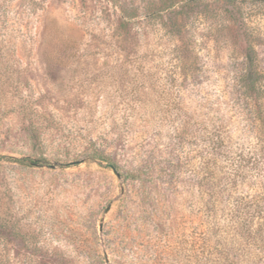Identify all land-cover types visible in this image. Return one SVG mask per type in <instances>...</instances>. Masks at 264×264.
Instances as JSON below:
<instances>
[{
	"label": "rangeland",
	"instance_id": "374dc122",
	"mask_svg": "<svg viewBox=\"0 0 264 264\" xmlns=\"http://www.w3.org/2000/svg\"><path fill=\"white\" fill-rule=\"evenodd\" d=\"M121 1L128 35L108 0H0V264H264L263 127L220 28L241 20L264 72V1L188 19L185 72L143 18L159 0Z\"/></svg>",
	"mask_w": 264,
	"mask_h": 264
},
{
	"label": "trees",
	"instance_id": "16d2710c",
	"mask_svg": "<svg viewBox=\"0 0 264 264\" xmlns=\"http://www.w3.org/2000/svg\"><path fill=\"white\" fill-rule=\"evenodd\" d=\"M118 11V22L116 31L120 35H128L133 28L139 16V8L123 3L121 0H108ZM218 3L225 5H233L240 2H263L264 0H159L156 4L147 2L143 10L144 20L154 21L158 24L164 33L173 40L175 51L178 54V64L184 72L191 70L193 65L188 62L190 57V42L193 35L189 31L188 19L202 18L208 15L212 5H207V2ZM191 11V15L188 11ZM229 13H231L228 10ZM227 12V14H228ZM231 19V18H230ZM222 23L221 30H226L230 26H236L238 36L245 38V47L242 48L243 68L237 76V83L240 88V94L250 102L253 111V119L264 128V72L259 67L258 57L252 43L250 41L249 30L244 26L241 20H233L234 22ZM232 21V19H231ZM260 128L259 132L264 133V129ZM28 139L35 149L40 143V135L37 129L30 126L27 129ZM116 143L119 139H115ZM89 158L102 163L113 166L117 171L119 167L113 161V158L102 150H93L89 154ZM15 162L24 164L28 163L33 166H41L45 163V158L38 156L37 158H21L14 159ZM121 175V174H120ZM128 177H133L129 176Z\"/></svg>",
	"mask_w": 264,
	"mask_h": 264
},
{
	"label": "water",
	"instance_id": "95a60500",
	"mask_svg": "<svg viewBox=\"0 0 264 264\" xmlns=\"http://www.w3.org/2000/svg\"><path fill=\"white\" fill-rule=\"evenodd\" d=\"M107 166L113 171V173L116 175L117 178H121V175L120 173L111 165L107 164ZM109 210V207H107L104 215L106 214V212ZM102 221H103V218L101 219V222L99 224V230H101V227H102Z\"/></svg>",
	"mask_w": 264,
	"mask_h": 264
}]
</instances>
